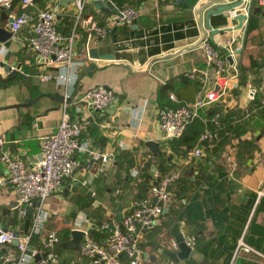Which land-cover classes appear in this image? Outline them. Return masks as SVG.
Segmentation results:
<instances>
[{"label":"crops","instance_id":"crops-1","mask_svg":"<svg viewBox=\"0 0 264 264\" xmlns=\"http://www.w3.org/2000/svg\"><path fill=\"white\" fill-rule=\"evenodd\" d=\"M80 1L83 3L81 10L78 0H33L26 8L22 0H13L9 7L0 5V35L7 36L0 39V79L5 80L0 84V133L6 137L5 150L22 155L30 163L40 160L41 138L57 128L63 114L64 94L72 92L68 111L84 127L81 141L109 153L112 163L117 161L114 173H110L109 168L107 173L92 177L88 184L83 180L90 177L95 164L90 169L82 168L76 174L77 181L70 183L67 180L61 190L47 199L49 213L44 232L63 235L60 246L55 247L58 264H97L89 257L80 256L79 248L64 245V241L73 239L72 231L79 213H86L95 223L101 221L97 224L104 223L111 213L117 214L119 202L124 212L135 198L144 194L148 183L145 175L141 177L142 173H138V165L139 162L146 165L148 161L151 164L147 171L152 176H156V171L160 173L159 161H164L163 166L168 172L180 170L189 181L179 196L172 195L160 222L147 231L142 243L144 264H264V196H258L264 186V137L258 136L256 147L250 152L243 151L238 139L230 140L229 136H224L219 147L214 149L219 139L214 132L215 135L208 138L212 140L210 145L200 142L195 145L201 144L204 150L202 156H195L192 153L195 146L186 154L177 138L164 140L158 124V108L179 102L178 92H189L191 87L186 73L193 68H206L204 49L196 43L204 30L210 34L205 23L206 9L220 1L208 6L200 15L197 8L202 0H114L116 7L136 8L139 16L133 23L119 26L96 41L88 38L87 23L95 20L104 24L116 11L98 8L95 0ZM246 3L248 5L250 0ZM47 8L56 12L61 32L75 33V65L69 72L75 71L71 85H64L55 78H41L40 73L44 71L56 75L67 72V68H45L30 44L31 24L22 26L17 36L8 29L9 17L24 10L36 15ZM251 8L253 16L248 22L245 40H249V45L246 46L259 51L260 47L264 49V9L258 0L251 1ZM220 14L227 18V23L215 26L212 17L217 14H214L210 18L213 27L238 23L229 11ZM236 36L242 41L244 28L222 30L211 42L222 48ZM91 47H97L101 57H91ZM242 52L233 55L232 66L238 70ZM190 79L192 83L198 80L203 83L200 78ZM213 81L210 77L207 83ZM99 84L115 92L114 104L107 110L89 115L79 112L75 108L77 96ZM241 84L246 85L247 80ZM258 84L249 83L251 86ZM204 86L205 82L200 88L198 86L194 99ZM234 92H241L237 77L229 79L224 92L223 87L213 88L209 93L212 100L203 106L200 116L208 120L212 108L224 105L246 112L247 103L233 104L237 102ZM35 118H38L37 126L33 124ZM243 138H250L249 133ZM148 140L159 142L158 152L154 153L146 145ZM123 153L125 156L119 165L117 155L121 157ZM75 155L87 162V152L77 149ZM165 157H171V164H166ZM6 173L0 158V175ZM76 186L94 197V205L79 208L70 199ZM16 196L17 190L9 180L0 185V220L26 231L19 221L14 222L15 216H22L15 205ZM54 222L59 228H54ZM178 222L185 240L192 239L191 244H187L198 253L177 261L167 251L180 250L172 234L174 224ZM94 229L98 239H103L104 233L106 236L105 230ZM240 239L254 249L238 250ZM12 245L15 246V242ZM5 252L6 248L0 247L1 258Z\"/></svg>","mask_w":264,"mask_h":264},{"label":"built area","instance_id":"built-area-1","mask_svg":"<svg viewBox=\"0 0 264 264\" xmlns=\"http://www.w3.org/2000/svg\"><path fill=\"white\" fill-rule=\"evenodd\" d=\"M33 0H22L23 7H27ZM112 1L114 0H102ZM264 9V0H258ZM13 0H0V5L9 7ZM83 3L78 0V8L81 10ZM119 12L110 17L107 22L100 24L91 20L87 23L90 41L105 38L111 31L124 24L133 23L139 16V11L130 6L117 7ZM245 11L246 9H242ZM11 22L13 36L24 25L31 24L33 35L30 40L31 47L41 58L46 67L67 68V72H59L56 75L44 71L40 73L42 79L55 78L64 85H71L72 74L69 73L75 65V33L64 34L58 27L57 14L53 9L40 10L36 15L24 10L16 14ZM90 44V42L88 43ZM242 44L240 37L236 36L223 44V55L220 49L208 38L202 45L205 53L206 68H193L186 74L191 78H200L205 82L201 93L194 101L180 107L164 106L157 110L158 124L164 140H170L181 136L193 118L199 115L200 109L212 99L210 91L213 88L223 87V92L229 83V79L238 76V68L228 62V55H234L237 48ZM73 67V68H72ZM232 67V69H231ZM1 70V65H0ZM232 70V71H231ZM210 77L213 83H207ZM224 82V83H223ZM250 99L259 96L260 105L264 106V66L261 69L260 83L251 86ZM172 96V95H171ZM72 99V92H66L63 99V114L57 128L42 136L41 151L43 157L33 163L28 162L22 155H14L5 150L6 137L0 133V158L6 166V174L0 175V185L9 180L17 190L15 205L18 206L19 214H26L27 210L33 209L35 221L30 232L22 233L8 223L0 220V247H5L6 252L0 257L3 264H58L59 256L55 250L61 242L59 234L48 232L41 238L42 250L32 244L35 233L44 229L48 216L46 209L47 199L61 190L67 180L77 181V172L93 168L88 179L83 183L88 184L91 178L101 173H107L111 164V156L103 150L83 143L80 136L84 127L80 121L70 116L68 111ZM115 92L102 84L92 86L81 93L75 99V108L83 114L89 115L95 111L107 110L114 104ZM219 116V113L215 116ZM33 124L38 125V118ZM215 134L206 131L202 138H212ZM87 152V162H82L76 157V150ZM195 156H202L204 150L199 144L192 149ZM159 175L158 171L155 172ZM182 176V171L176 170L165 174L161 180L152 183L147 194L135 198L131 206L123 212L122 219L116 213L109 215L108 221L97 225L90 216L81 212L76 218L74 225L83 231V237L79 245V254L89 257L101 264H144V250L142 243L149 229L156 226L163 218L165 208L172 200L171 185ZM95 191L92 190L94 196ZM259 198L264 196V186L258 192ZM101 228L106 231L103 239L96 238L92 230ZM18 244L13 246L14 241ZM191 244V240H187ZM238 250L252 251L250 245L242 239L239 240ZM40 254L38 260L36 255ZM264 262V259H263Z\"/></svg>","mask_w":264,"mask_h":264},{"label":"trees","instance_id":"trees-1","mask_svg":"<svg viewBox=\"0 0 264 264\" xmlns=\"http://www.w3.org/2000/svg\"><path fill=\"white\" fill-rule=\"evenodd\" d=\"M253 11L251 10V17L253 16ZM249 19V20H250ZM212 22L215 26H219V25H224L227 23V18L222 15V14H217L214 15L212 17ZM248 29V27H247ZM248 39L245 40L244 42V49L243 52L241 53V55H243V53L246 51V48L249 44ZM248 44V45H247ZM247 45V46H246ZM221 51V53L223 55H225V50L224 48H220L218 47ZM259 51H263V48H259ZM263 54V52H262ZM240 66V65H239ZM264 66V61H260L259 63H257L255 65V67L258 68V73L260 74L261 77V69ZM241 70H244V75H243V79L241 81H239V84L244 83L247 79H246V73H247V67H240ZM239 68V69H240ZM260 70V71H259ZM189 77V76H188ZM194 79V78H193ZM187 82H189L190 84V89L189 92H178V98H179V102L172 104L175 107H180L183 106L185 104H187L188 102H192L194 101V96L195 93L197 92V88L203 84L201 81H197V82H191L190 77L189 79H186ZM260 82V79H259ZM258 82V83H259ZM5 83L4 79H0V84ZM196 85V86H195ZM251 105L248 107V110L245 112L244 110H237L235 106H231V105H224V106H217L212 108L208 115V120H204L200 115L202 114L200 109V114L198 116H196L195 118H193V120L191 121V123H189V125L187 126V129L185 130V132L179 136L176 137L178 140L177 142H179L180 146L184 147V153H188L191 148L193 146H195L198 142L200 143H204L207 145H210V143L212 142V140H208V138H202L203 134L208 130L211 132H217V137L219 138L218 141L216 142V145L214 146V149H216L217 147H219V145L221 144V142L223 141V137L224 136H229V138L233 139V138H237L239 143L241 144L242 150L245 152H250V150L254 149L256 147V139L254 138H243L245 134L249 133L250 130L253 128L251 121L254 119L257 120H264V106L260 105V99L259 96H257L254 100H252ZM172 106V107H173ZM219 113V116L217 117V119L215 118V116ZM207 128V129H206ZM173 138V139H176ZM231 139V140H232ZM214 142V141H213ZM124 153L123 155L120 157V155H117L118 157V161H119V165L121 163V159L124 157ZM171 159V157H165V161L166 164H171V162H169V160ZM124 164V161L122 162V165ZM151 162H147L146 163V169L142 168L140 165H138L139 170L141 171V177L144 176L146 182L148 183V188L146 190V188H144L145 193L147 194L149 191V187L152 183L158 182L159 180H161V178L169 173L168 169L166 167H164V161L161 162L159 161V175L156 176H152L150 175V173H148L147 169L149 170ZM158 164V162H157ZM148 165V167H147ZM133 165H129V167H132ZM107 175H110L109 173ZM187 181H189V177H187L186 175L181 176L179 179H177L172 185H171V190L173 192V197L174 196H179L183 191L186 190V183ZM79 186L74 187L73 192H71V200L79 207V208H87L91 205H94L95 203V199L94 197H91L89 193H87L85 190H81L80 188H78ZM141 194V193H139ZM142 194V195H144ZM140 195V196H142ZM16 221H19L21 223V227L25 228L26 231H21L19 230V232L22 233H28L31 231L34 221H35V212L33 211V209H29L27 210L26 214L22 215V216H18V217H14V222L16 223ZM98 222H101L99 220H96ZM108 219L105 221L107 222ZM97 222V223H98ZM104 222V223H105ZM96 223V224H97ZM103 223L97 224V225H102ZM45 229V227H44ZM44 229L41 230L38 233H35L33 235L32 238V244L34 246H36L39 250H42V242H41V238L42 236L45 234ZM92 233L95 237H97V232L95 231V229L92 230ZM59 236L61 235L60 233H58ZM61 238L63 237V235L60 236ZM105 237V233L104 235L101 236V238ZM100 238V237H97ZM58 246H60V244H57V248ZM56 249V248H55Z\"/></svg>","mask_w":264,"mask_h":264},{"label":"water","instance_id":"water-1","mask_svg":"<svg viewBox=\"0 0 264 264\" xmlns=\"http://www.w3.org/2000/svg\"><path fill=\"white\" fill-rule=\"evenodd\" d=\"M179 2H186L187 0H178ZM219 4L214 5V6H210L212 5L214 2H219ZM228 1V2H227ZM247 1V0H246ZM245 0H202V2L199 4V7L197 8V12L201 15L203 10L206 9L208 6H210L209 8L206 9L205 12V17H206V28L210 31V34L207 32V30H204L203 35L201 36V38L199 39V41L196 43V46H201L204 39L208 38L210 41H214V35L217 33H220L222 30H236V29H241L244 28V36L242 38V44L239 48H237V50L235 51V53H240L243 50V43L245 40V36L247 33V27H248V22L251 16V1L250 3L247 5ZM245 2V3H244ZM95 5L98 8H102V9H113L117 12H119L118 8L115 6L114 2L112 1H102V0H95ZM246 9L245 11L241 10V9ZM224 11H229L231 13V15L233 16V18L235 20H238V23L233 25V26H225L222 28H215L213 27L210 18L212 15L214 14H220L223 13ZM13 21V17H9L8 18V22L10 23V26H8V29L11 28V22ZM245 21V22H244ZM8 36H10V34H7ZM7 36L5 34L0 35V39H4ZM89 53L91 57L94 58H99L100 53H99V49L97 47H91L89 49ZM103 57H108V56H103ZM228 60L230 62L233 63L234 58L232 55H228ZM108 87V86H107ZM146 145L154 152H158L159 151V142L155 141V140H148L146 142ZM43 157V154H42ZM117 168V161L114 160L111 167H110V173H114L115 170ZM153 168H155V166L153 165ZM67 191V189L65 190V192ZM117 217L119 219H122L123 217V205L121 202H119L117 204ZM181 223H176L174 224L173 227V231L172 234L175 236L177 242L179 243V248L180 250L175 252V251H167V254L169 256H171V258H173L174 260H180L183 258H188L190 256H192L194 253H198V252H194L192 250V247L190 245L187 244L186 240H185V236L180 228ZM73 233V239L72 240H68V241H64V245L66 246H70L72 248H79V244L82 240L83 237V231L79 228H75L72 231ZM15 244H18V241H14ZM38 259L40 258V254H38L36 256ZM36 259V260H38ZM97 264H101V263H97Z\"/></svg>","mask_w":264,"mask_h":264},{"label":"rangeland","instance_id":"rangeland-1","mask_svg":"<svg viewBox=\"0 0 264 264\" xmlns=\"http://www.w3.org/2000/svg\"><path fill=\"white\" fill-rule=\"evenodd\" d=\"M262 52H263V55H262ZM262 52L261 51H254V50H251V48L246 47V51L243 53V55L241 56V58L239 60V65H240V67H242V66L247 67V72H248L247 84L246 85L239 84L241 87V92L232 93L234 95V97L236 98V101H237L236 103H233V104L240 106L241 104L247 103L248 106L247 105L246 106L249 107L250 101L254 100V99H250L249 91H250L251 85H249V83L252 82V85H254V84L257 85L259 82V74H257L258 68L255 67V65L257 63H259L260 61H264V49ZM244 73H245L244 70H241V68H240L239 72H238V76H237L238 82L243 79ZM244 97H245V100H244ZM167 105L171 106V107L173 106V105H169V104H167ZM173 107H175V106H173ZM251 124H252L253 128L249 132V137L254 138V139H256L258 136L264 137V120L254 119L251 121ZM139 165L142 168L146 169V165H142V163H140V162H139ZM147 167H148V165H147ZM140 172L141 171L138 168V173H140ZM55 224L56 225H54V228H59V225H57V223H55Z\"/></svg>","mask_w":264,"mask_h":264}]
</instances>
